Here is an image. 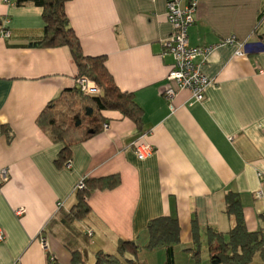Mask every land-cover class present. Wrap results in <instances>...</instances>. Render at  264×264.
Masks as SVG:
<instances>
[{
    "label": "crops",
    "instance_id": "0c3cea01",
    "mask_svg": "<svg viewBox=\"0 0 264 264\" xmlns=\"http://www.w3.org/2000/svg\"><path fill=\"white\" fill-rule=\"evenodd\" d=\"M65 12L83 53L105 56L115 84L133 94L141 124L104 111L107 127L74 143L69 163L55 166L62 143L37 117L75 86L77 67L66 46H29L43 33L41 7L0 0V21L7 16L10 31L0 36V168L9 170L0 186V264H94L98 250L116 254L119 240L144 246L147 222L162 215L180 225L174 264H210L205 228L227 232L233 225L224 212L228 191L240 197L246 228L263 226L264 0H198L187 38L190 46H213L195 58L212 83L201 102L177 89L171 104L162 95L172 62L171 54L162 55L172 31L166 0H67ZM239 43L253 49L236 55ZM142 133L153 152L140 160L133 142ZM109 174L119 175V185L89 195L91 211L72 224L79 233L67 247L69 227L60 214L75 202V185ZM18 208H24L20 215ZM192 222L199 228L198 261L186 250ZM74 249L82 262H73ZM136 257L164 264L165 249L141 247ZM250 264L264 261L256 255Z\"/></svg>",
    "mask_w": 264,
    "mask_h": 264
},
{
    "label": "trees",
    "instance_id": "16d2710c",
    "mask_svg": "<svg viewBox=\"0 0 264 264\" xmlns=\"http://www.w3.org/2000/svg\"><path fill=\"white\" fill-rule=\"evenodd\" d=\"M13 5L31 2L41 7L43 33L29 46L68 47L77 67V76H85L99 89L97 95H88L78 86L64 89L49 101L37 117V123L45 129L55 142L62 143L54 163L60 167L71 159V146L84 141L103 130L107 118L104 111L115 110L121 116L131 119L137 127L142 120V108L131 92L122 91L115 84L105 65V56H89L83 53L80 41L69 25L65 12L67 0H11ZM5 131H8L6 129ZM9 135V134H8ZM83 187L75 190V202L60 214V221L69 227L65 245H73L79 233L74 222L83 220L91 211L89 195L96 190H110L119 185L118 174L99 177H84ZM224 212L233 219L227 232H220L207 226L205 228L206 246L210 264H250L256 255L264 261V225L249 231L245 226L243 208L237 192L228 191L224 196ZM60 206V205H59ZM60 208V207H59ZM148 240L140 246L134 240H119L117 253L98 250L94 264H145L137 259V253L144 247L165 249L164 264H174V245L180 241V225L171 216H157L146 224ZM192 246L186 250L194 260L200 259L201 241L199 228L191 225ZM87 234L81 240L87 243ZM88 238V236H87ZM73 262H82L80 252L71 251ZM128 255V256H127Z\"/></svg>",
    "mask_w": 264,
    "mask_h": 264
},
{
    "label": "built area",
    "instance_id": "2783aa9c",
    "mask_svg": "<svg viewBox=\"0 0 264 264\" xmlns=\"http://www.w3.org/2000/svg\"><path fill=\"white\" fill-rule=\"evenodd\" d=\"M7 4H12L11 0H3ZM198 0H166V17L172 27V31L167 38L163 40L162 55L169 53L172 56V62L169 65V70L166 75L167 85L162 90V95L165 100L171 104V100L177 89H187L190 91L191 99L194 102H201L204 98L205 88L212 83V80L205 75L195 62L197 55L205 57L211 52L213 46L195 47L190 46L187 38V29L194 21V13ZM9 18L2 17L0 21V36L8 37L10 34L8 28ZM234 37L225 38L223 43H230ZM245 45L239 43L236 55H247ZM75 85L88 95H97L99 89L96 84L85 76H77ZM172 109V106H170ZM107 127L106 124L103 126ZM144 133L139 134L138 139L133 142L134 153L140 160L146 159L153 152L151 144L141 142ZM9 179L8 168H0V186ZM83 187V180H80L75 185V190ZM260 196V192H256ZM59 202L57 205L59 206ZM24 212V208L16 210L17 215ZM90 235V231H87ZM4 238L2 229L0 228V241ZM40 243L46 247V239L40 237Z\"/></svg>",
    "mask_w": 264,
    "mask_h": 264
},
{
    "label": "bare ground",
    "instance_id": "6f19581e",
    "mask_svg": "<svg viewBox=\"0 0 264 264\" xmlns=\"http://www.w3.org/2000/svg\"><path fill=\"white\" fill-rule=\"evenodd\" d=\"M253 48H247L246 49V51H248V50H252ZM254 50H259V51H261L262 49L261 48H255Z\"/></svg>",
    "mask_w": 264,
    "mask_h": 264
},
{
    "label": "rangeland",
    "instance_id": "374dc122",
    "mask_svg": "<svg viewBox=\"0 0 264 264\" xmlns=\"http://www.w3.org/2000/svg\"><path fill=\"white\" fill-rule=\"evenodd\" d=\"M205 253H206V252H205ZM205 253H204V258H205V255H207V253H206V254H205ZM202 257H203V256H202ZM203 262H205V260H203ZM203 262H202V263H203ZM202 263H201V264H202ZM209 263H210V262H209ZM178 264H185V262H183V263L181 262V263H178Z\"/></svg>",
    "mask_w": 264,
    "mask_h": 264
}]
</instances>
